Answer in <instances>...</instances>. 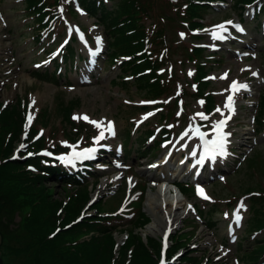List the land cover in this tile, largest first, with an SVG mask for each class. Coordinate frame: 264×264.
Wrapping results in <instances>:
<instances>
[{
  "label": "rangeland",
  "instance_id": "obj_1",
  "mask_svg": "<svg viewBox=\"0 0 264 264\" xmlns=\"http://www.w3.org/2000/svg\"><path fill=\"white\" fill-rule=\"evenodd\" d=\"M203 1L202 3H205ZM224 1L225 3H222L224 6L209 4L212 8L202 14L204 19L201 22L203 26L207 27L199 32L197 31L198 27L195 28L194 33L196 31L198 33L194 38L191 37L194 29L191 28L189 31L190 24L187 27L183 26L184 7H171L167 0L151 2L149 17L144 15L141 17V24L145 26L146 34L150 35L156 32L161 26L166 34L167 47L166 44V48L161 45L153 53L152 58L158 62L155 71L158 75L165 76L164 78L171 89L158 100L147 98L146 91L138 89L134 76L130 72L124 71L123 64L132 61L131 58L114 60L109 57V52L112 49L111 38L105 26L96 17L88 18L78 8L79 11L76 15L74 9L70 11L69 7L65 6L67 9L64 10L65 7L60 3L59 11L61 9L63 11H60L59 19L54 25L43 30V27L37 24V17L27 14L23 0H0V17H2L0 19V109L20 110L25 119L24 133L30 135L33 129H36L35 135L44 138L47 141L46 145L67 149V152L62 151L53 156V160L58 159L62 162L60 157L70 156L74 148L76 151L96 149L91 159L76 161L74 165L65 163L71 166L70 174L76 177H80L79 173L87 170L85 168L88 167L86 165L88 163L93 164L94 169L93 172L87 170L91 176L83 180L79 187L80 191L88 190L89 199L75 220H71L69 225H64V230L87 215L95 213L93 207L101 204L100 208L104 212L102 216L107 218L108 226L112 224L117 227V232L113 234L114 257L119 258L120 249L124 247L125 242H129L134 233L133 225L140 216L138 207L134 211L130 207L140 199L143 202L144 216L148 218L149 222L137 229L135 233L141 237L145 245L158 246L155 251L149 247L155 257L153 264H161L164 260H166V264H179L188 258H195L190 264H245L242 254L248 253L255 242L264 240V231L254 233L250 230L251 200L246 196L247 192L264 189V133L261 135L254 133L256 125L253 121L259 96L264 94V31L262 30L264 10L259 11L258 7L246 9V7L234 5L232 0ZM105 2L108 9H111L114 1L107 2L105 0ZM164 16H171L172 20L167 22ZM90 19H92L91 22L86 23ZM238 20L244 29L241 33H238L234 28V24ZM220 25H224L226 28V31L220 33L226 39L223 41L213 36L214 31L220 32L218 28ZM81 30L84 34L81 33ZM37 35H40L41 42L36 39ZM72 37L73 39L76 37L77 42L71 41ZM97 38H99V42ZM100 38H102V42H100ZM66 43L75 49V55L70 60L65 56L68 51ZM98 44L102 45L103 51L97 58L92 56L91 65L95 66L91 72L93 83L84 84L82 81L88 74L83 75V73L85 66L89 65L91 48L96 50ZM195 44L203 45V58L202 60L196 59L197 63L203 60L208 61L206 66L209 73L212 71L206 87L214 95L215 110L206 116L205 107L201 101L184 95L183 105L186 109L184 115L178 118L181 109L178 107L175 111L178 120L169 119L164 122L162 117L166 115L169 107H173L175 98L179 96V90L189 93L195 91L192 86L193 83H196L193 79L195 64L194 61L188 60L190 49ZM54 52H60V55L54 60H50ZM251 64H254L255 67H249ZM225 74H227V78H222ZM45 75L48 77L47 81L44 79ZM125 76L128 80H124L126 83H123L121 78ZM237 80L251 86V89L247 94L238 97L237 111L232 116L225 105L228 96L232 95L230 86L233 81ZM149 99L152 103L147 101ZM71 100H77L79 106L72 111L70 120L86 115L91 120L101 122L102 118L106 117L113 122L116 128L115 135L109 134L110 132H107L103 124L97 128L82 118L72 120L75 125L65 124V120L63 122V118L59 114L62 109L61 103ZM33 101L35 102L33 103ZM159 106L165 107L160 110ZM217 108L221 111L218 112ZM46 110L49 112V119L45 125L42 123V115ZM198 113H203L208 118L201 119L197 115ZM30 115L32 116L31 123L28 120ZM228 115H231V119L229 125V120L227 122L225 132L230 133L232 139L226 144V155L219 156L199 176L197 161L200 153V138L195 129L200 125L202 129L214 136L213 126ZM145 117L147 118L145 119ZM191 117H194L195 120ZM162 126L164 129H167L168 126L171 133L167 144H162L156 155L151 152L154 148L152 140L155 136L163 138L164 129ZM101 131H104V139L97 143ZM150 132L154 133V137L148 140L146 134ZM23 134L14 147L12 157L22 159L24 162L28 157L30 144L28 138ZM129 135H131L130 138H128ZM247 136H251V138L248 140ZM244 143L246 145H242ZM22 145L24 147H21ZM168 147L175 152L169 159L166 175L177 182H188L190 185H193L194 182L204 184L210 198L213 197V201L210 199L202 201L197 197L196 199L191 197L192 195L190 196L188 192L190 197H187V200L190 199L189 202L193 203L197 209H203L204 213L200 214L201 219H198L193 210L182 215L180 224L167 235V247H165L164 234L161 231L152 234L146 232V228L153 223V216L149 212L147 200L151 194L162 187L159 184L154 186L156 179H151L152 176L162 175V167L151 170L148 164H153L155 160L163 158ZM141 151H149L151 155L144 160H139ZM45 153H50V157L54 154L49 150L44 151ZM259 154H261L260 158L257 157ZM116 157L125 160V163L117 162ZM98 162H103L110 168L103 169L99 167L101 163ZM116 165L127 169H117V173L111 176L116 171ZM82 168L84 169L82 170ZM28 169L34 170L31 167ZM102 183L106 184L105 190L102 194L96 195V191ZM144 183L146 190L142 192ZM62 184L56 179L53 180V183H46V186L52 190L53 197L50 200L61 202L56 210V215L60 214L63 218L69 213L68 211L66 213V209L69 207V201H71L69 196L75 186L64 189ZM22 187L24 190H20L21 199L23 201L30 200L33 203L22 215H16L15 222L22 223L29 213H33V218L37 220L34 221L35 227L38 230L33 231L34 235L43 237L47 234L45 237H51V235H53L52 238L56 237L63 230L60 229V224L44 229L43 224L46 222V216L43 214L44 212L42 213V208L36 209V196L24 197L25 192H33L29 190V186L22 184ZM241 202L245 205L244 208L239 207ZM187 204L188 202L185 201L182 207L186 208ZM210 209L212 211L209 216ZM238 209L241 220L237 224L235 214ZM115 211L119 217L114 215V220L109 219L113 217L109 213ZM107 212L109 213L107 214ZM209 217L213 219L214 223L211 230L204 224L209 220ZM184 225L192 226L194 230L189 228L193 232L182 235L186 238L184 242L186 248L177 249L176 251L179 253L172 259L173 243ZM91 236L88 235L84 238L86 241H90ZM12 245L14 246L15 243ZM10 246V243L5 242L1 248L4 264H20V259L15 250L10 249ZM164 248H166L167 255L165 259L162 258L165 252ZM97 250L98 245H92L70 262L71 264L75 262L89 264L93 261ZM43 252H46V248ZM46 254L48 253L46 252ZM84 254L88 257L82 261ZM25 255L28 259L24 257L25 261L21 264H49L51 262L50 256L43 255V261L42 257L34 256L33 251H28ZM170 260L174 263L169 262Z\"/></svg>",
  "mask_w": 264,
  "mask_h": 264
},
{
  "label": "trees",
  "instance_id": "obj_2",
  "mask_svg": "<svg viewBox=\"0 0 264 264\" xmlns=\"http://www.w3.org/2000/svg\"><path fill=\"white\" fill-rule=\"evenodd\" d=\"M112 1V0H111ZM112 8L108 9L107 5L100 0H78V4L89 15L96 17L105 26L107 33L111 38V55L110 57L117 58L119 56H128L132 61L123 64L124 71L130 72L136 79L139 90H145L148 94L147 98L158 99L162 95L168 93L171 88L164 75H158L157 60L152 57L153 53L163 45L167 47L166 34L163 32L162 26L156 32L146 34V28L141 24V17L148 16L152 7L151 2L155 0H113ZM198 0H167L171 7H184L183 10V26L190 24V29L201 27L203 20V13L209 9L208 5L197 3ZM254 0H236V3L243 7L246 3H251ZM61 0H24L25 10L33 17H37L38 22H43L46 18H53V5L60 4ZM186 9V10H185ZM177 14V13H175ZM178 15V14H177ZM165 21L170 22L171 16H164ZM165 47V48H166ZM70 53L73 54V48L70 47ZM202 50L192 47L188 56L189 61L202 60ZM156 64V66H155ZM154 65V66H153ZM198 74L196 82L198 92L194 96H199L206 99L207 106L211 109L214 106V99L208 93V83L203 78L208 73V68L201 62L197 63ZM126 83L125 81H121ZM185 94H190L188 91ZM62 109L59 114L65 124H73L70 120L72 111L79 106L77 100L61 103ZM176 106L170 108L171 116L174 113ZM257 122L260 127H264V94L259 101V108L257 110ZM49 112H43L42 123L48 122ZM24 114L20 110L14 109H0V235L1 248L6 243H10V249L15 250L17 257L20 259L19 263H23L28 259L25 254L28 251H33L34 256L42 257L47 255L51 257L49 264H71V260L75 259L81 252L90 246L98 245V250L94 255V259L89 264H153L154 258L150 252L155 251L158 246L150 244L145 245L136 232L137 229L142 228L148 223V218L144 216L142 204L137 207L140 216L136 219L133 225L129 242H125L124 247L120 250L119 258L114 257L115 240L113 234L117 232V227H111L107 223V218L103 217L101 204L93 207L95 213L84 218L81 222L74 223L67 230H64V225H69V222L74 221L80 210L89 199L88 190L80 191L78 188L81 183L71 175L68 170L63 169L61 165L53 166L44 155L42 151L50 149L54 152H59L62 149L52 148L46 145L47 141L44 138H37L36 129H33L29 136L30 153L31 156L26 158L24 162L21 159L12 157V152L16 143L20 140L23 132ZM46 125V124H45ZM146 155V153H142ZM257 155V154H256ZM257 157H261L259 154ZM46 161L49 163L47 164ZM31 167L32 171L28 168ZM58 180L63 183L64 189L70 185L75 186L71 193L69 207L66 209L69 213L62 218V215H56V210L61 202L50 200L53 197L52 190L46 186V183H53V180ZM22 184L29 186V190L33 193L25 192L24 197L33 195L36 196V209L42 208V213L46 216V222L43 224L44 229L53 228L60 224L61 233L56 237L53 235L45 237L35 236L34 230L35 220L33 213H29L22 223H16V215L23 214L27 207L33 201H23L20 190H24ZM183 192L188 193L190 187L188 184L181 185ZM19 191V192H18ZM247 192L251 199V214L252 222L250 230L252 232L264 231V189L258 191ZM246 194V195H247ZM41 197L43 199H39ZM50 210H47V209ZM34 211H36L34 209ZM35 214V213H34ZM44 217V216H43ZM23 219V216H22ZM62 219V220H61ZM111 219V218H109ZM35 221V222H34ZM39 222V221H38ZM42 222V221H41ZM109 223H111L109 221ZM210 225V224H209ZM185 227L179 233L176 241H174L175 252L180 247H185L186 238L184 235ZM183 232V233H182ZM92 235L90 241H86L84 237ZM15 243L13 246L12 244ZM251 250L248 253H243L245 264H264V240L262 242H255L252 244ZM46 248V252L43 250ZM186 248V247H185ZM154 254V253H153ZM87 255V254H86ZM24 257H26L24 259ZM88 256L83 255L82 261L86 260ZM30 258V257H29ZM32 260V258H31ZM194 258L184 259L180 264H189L193 262ZM75 262V261H74ZM78 264V263H74ZM84 264V263H80ZM195 264V263H193Z\"/></svg>",
  "mask_w": 264,
  "mask_h": 264
},
{
  "label": "snow or ice",
  "instance_id": "obj_3",
  "mask_svg": "<svg viewBox=\"0 0 264 264\" xmlns=\"http://www.w3.org/2000/svg\"><path fill=\"white\" fill-rule=\"evenodd\" d=\"M61 12L63 11V9L60 10ZM0 19H2V17H0ZM231 23V22H229ZM238 28V30L243 31L242 28H240L238 25L236 26ZM220 32H213V36L215 38L218 39H225V37L220 34L224 31H226V28L224 25H220L218 26ZM98 42H99V38ZM191 74V73H190ZM255 74V73H254ZM222 78H227V74H225L224 77ZM231 92L232 95H229L227 98V103L225 105V107L229 110L230 113L234 114L235 113V100H234V95L235 93L239 92L241 89L247 90L248 89V85L244 84V83H240L238 81H233L231 86ZM35 101H33L34 103ZM202 103V102H201ZM217 111H221V109L217 108ZM197 115H199L201 117V119H207L208 117L204 116L203 113H198ZM78 118H82L86 121H88L89 123L94 124L97 128H100L102 125V121L101 122H97L94 120H91L89 117H87L86 115L83 117H74V119H78ZM147 117H145L146 119ZM231 119V115H228L225 119L218 121L214 126V132H215V139L212 140H207L205 138V134L200 132L199 128L195 129V132L200 136V138L204 141V156L201 158V160L197 161V163H202L204 158H211L212 160H215L216 157L219 156H224L226 155V144L228 141V136L230 135V133H225L224 132V128L227 125L228 120ZM29 123H31L32 120V116L30 115L28 117ZM107 131L110 132L112 135H115L114 132V126L112 123H109L107 125ZM104 139V131H101L100 136L97 138V143H99V140ZM21 147H24L23 145ZM96 149L95 148H89V149H85L83 151H76L75 148L72 151V154L68 157H60V159L67 164H75L76 161H81L84 159H91L93 158V154L95 153ZM46 155H51L50 153H45ZM193 155H195V153H193ZM199 194H201L203 196V198L205 199H210L208 196H206L203 192V189H199ZM240 208H244L245 205L243 204V202H241ZM227 215V214H226ZM241 220V216L239 214V209L237 210L236 214H235V221L238 224ZM165 247H167V236H165ZM163 264V262H162Z\"/></svg>",
  "mask_w": 264,
  "mask_h": 264
},
{
  "label": "bare ground",
  "instance_id": "obj_4",
  "mask_svg": "<svg viewBox=\"0 0 264 264\" xmlns=\"http://www.w3.org/2000/svg\"><path fill=\"white\" fill-rule=\"evenodd\" d=\"M92 19L88 20L89 23L91 22ZM100 40H102L100 38ZM225 40V39H222ZM100 46H98V50H100ZM241 64L243 65V62H241ZM252 67H255L254 64H251ZM91 67L89 65L85 66V71H89L90 72ZM238 96L239 93H235L234 95V100H235V111L237 110V102H238ZM243 96V94H242ZM236 114V112L234 113ZM232 114V115H234ZM103 123V126L106 127L107 130V125L109 123H112V121H110L108 118L103 117L101 120ZM114 126V124H113ZM116 130L115 126H114V131ZM108 132V131H107ZM109 133V132H108ZM111 134V133H109ZM247 138H251V136H247ZM229 139V136H228ZM245 145V144H244ZM157 164H162V174H166L167 169L169 168L168 162L166 158L160 159L159 162ZM103 168H110V166L108 165H103ZM148 176V175H147ZM149 177H151L149 175ZM152 180L156 179V176H152L151 178ZM167 185V184H165ZM106 184L102 183L101 186H99V188L96 191V195H100L104 192V188H105ZM162 187V189L157 190L156 192H154L153 194H151L147 200L148 202V209L149 212L152 214L153 216V223H151L147 228H146V232H151L152 234H156L159 231H161V233H163L165 235L166 231H172L173 229H175L178 224H180L181 221V217L182 215H184L185 213H189L192 210V207L190 206H186V208H183L182 205L184 204V202L186 201V198L183 197V199L178 198V194L176 195H172V190L170 188H164ZM164 192V193H162ZM174 192H177L176 190H174ZM168 194V195H167ZM171 194V195H170ZM170 195V196H169Z\"/></svg>",
  "mask_w": 264,
  "mask_h": 264
},
{
  "label": "flooded vegetation",
  "instance_id": "obj_5",
  "mask_svg": "<svg viewBox=\"0 0 264 264\" xmlns=\"http://www.w3.org/2000/svg\"><path fill=\"white\" fill-rule=\"evenodd\" d=\"M0 240H1V238H0ZM1 246V245H0ZM0 257L2 258V260H3V252L1 251V247H0ZM3 264H4V261H3Z\"/></svg>",
  "mask_w": 264,
  "mask_h": 264
},
{
  "label": "water",
  "instance_id": "obj_6",
  "mask_svg": "<svg viewBox=\"0 0 264 264\" xmlns=\"http://www.w3.org/2000/svg\"><path fill=\"white\" fill-rule=\"evenodd\" d=\"M0 245H1V240H0ZM1 247V246H0ZM0 264H3V260L2 258L0 257Z\"/></svg>",
  "mask_w": 264,
  "mask_h": 264
}]
</instances>
